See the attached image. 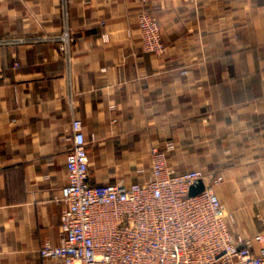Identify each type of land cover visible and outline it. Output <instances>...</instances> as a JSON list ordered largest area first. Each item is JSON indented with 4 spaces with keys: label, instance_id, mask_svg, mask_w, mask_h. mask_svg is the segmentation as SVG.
<instances>
[{
    "label": "crops",
    "instance_id": "crops-1",
    "mask_svg": "<svg viewBox=\"0 0 264 264\" xmlns=\"http://www.w3.org/2000/svg\"><path fill=\"white\" fill-rule=\"evenodd\" d=\"M142 9L165 54L144 50ZM66 22L70 63L54 42L0 46V264H50L76 118L91 183L145 181L152 149L174 144L175 170L224 176L237 239L264 233V0H0V38Z\"/></svg>",
    "mask_w": 264,
    "mask_h": 264
},
{
    "label": "built area",
    "instance_id": "built-area-1",
    "mask_svg": "<svg viewBox=\"0 0 264 264\" xmlns=\"http://www.w3.org/2000/svg\"><path fill=\"white\" fill-rule=\"evenodd\" d=\"M138 24L144 50L165 54L159 18L142 9ZM74 41L66 22L59 34L0 38V46L54 42L70 63ZM72 141L62 190L63 236L60 244L40 249L50 264H264V233L237 239L231 229V214L215 188L224 181L221 173L175 170L168 159L175 145L169 144L152 149L149 179L93 184L80 118L72 123ZM200 179L205 189L191 195Z\"/></svg>",
    "mask_w": 264,
    "mask_h": 264
},
{
    "label": "water",
    "instance_id": "water-1",
    "mask_svg": "<svg viewBox=\"0 0 264 264\" xmlns=\"http://www.w3.org/2000/svg\"><path fill=\"white\" fill-rule=\"evenodd\" d=\"M205 189V183L202 179L196 181L191 189V195H196Z\"/></svg>",
    "mask_w": 264,
    "mask_h": 264
},
{
    "label": "rangeland",
    "instance_id": "rangeland-1",
    "mask_svg": "<svg viewBox=\"0 0 264 264\" xmlns=\"http://www.w3.org/2000/svg\"><path fill=\"white\" fill-rule=\"evenodd\" d=\"M119 181H125V179H115L113 182H119ZM126 182V181H125ZM104 184V183H103ZM218 185V184H217ZM217 185L215 186V188L217 187ZM217 191V189H216ZM218 193V192H217ZM219 195V194H218Z\"/></svg>",
    "mask_w": 264,
    "mask_h": 264
}]
</instances>
